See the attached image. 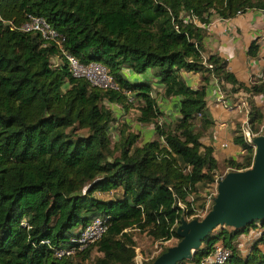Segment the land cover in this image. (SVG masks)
<instances>
[{"label": "trees", "instance_id": "1", "mask_svg": "<svg viewBox=\"0 0 264 264\" xmlns=\"http://www.w3.org/2000/svg\"><path fill=\"white\" fill-rule=\"evenodd\" d=\"M254 8L264 10V0H0V264H87L93 254V264H135V232L154 243L179 241L180 216L203 208L204 190L221 177L213 149L194 130L197 119L211 123L210 82L226 94L261 91L238 82L224 58L204 55L199 24ZM28 15L43 17L81 63L102 64L119 90L73 77L64 61H54L61 59L54 43L19 29ZM124 67L157 69L164 94L179 97V118L165 122L152 85L128 81ZM181 71L200 72V86L185 85ZM110 103L125 111L138 103L137 122L152 124L156 138L140 143L139 134L122 124L112 140ZM248 105L256 132L262 113L251 98ZM234 132L243 154L224 166L244 170L254 149L240 126ZM96 218L108 225L99 241L55 257V249L75 247L80 228ZM216 230L179 264H199L217 242L231 251L225 264H264V234L242 256L235 240L243 231Z\"/></svg>", "mask_w": 264, "mask_h": 264}, {"label": "crops", "instance_id": "2", "mask_svg": "<svg viewBox=\"0 0 264 264\" xmlns=\"http://www.w3.org/2000/svg\"><path fill=\"white\" fill-rule=\"evenodd\" d=\"M203 27L205 28L204 55L216 54L224 58L229 71L233 73L238 82L247 87L261 88V91L251 97L247 92L239 90L235 93L226 94L224 92L222 98L220 97L222 96L220 95V86L215 79H212L207 88L206 114L211 123L202 124L200 119H197L194 130L200 134L201 143L213 149V156L220 165L219 172L221 175H225L229 168L224 166V161L227 159L238 160L243 154L242 149L234 143V131L242 121L248 118L249 98L261 111L262 123L264 122V10L249 9L227 19L212 16L209 24ZM122 72L130 82L144 81L152 85L151 94L155 98L165 122L179 118V97L164 94L163 83L157 69L149 68L143 73H136L132 69L124 67ZM178 77L185 85L194 89L198 88L202 81L200 72L181 71ZM225 88L229 89L230 85L225 84ZM108 106L116 116V121L110 125V129L114 131H112L114 138H117L122 124H127L130 131L139 134L140 143L156 138L152 124H141L137 122L136 117L135 119L131 117L138 115V103H135V107L129 111H125L115 103H110ZM214 190L215 185L211 189L204 190L202 196L205 197V200ZM101 195L97 194L100 197ZM263 234L264 227L260 224H255L243 231L235 240L239 253L242 256L246 255L250 247L256 244ZM259 249L264 253V244L259 245Z\"/></svg>", "mask_w": 264, "mask_h": 264}, {"label": "water", "instance_id": "3", "mask_svg": "<svg viewBox=\"0 0 264 264\" xmlns=\"http://www.w3.org/2000/svg\"><path fill=\"white\" fill-rule=\"evenodd\" d=\"M253 161L244 170H229L216 184V195L201 219L180 216L175 246L167 248L150 264H179L192 259L207 237L219 227L245 231L259 223L264 227V134L250 143Z\"/></svg>", "mask_w": 264, "mask_h": 264}, {"label": "built area", "instance_id": "4", "mask_svg": "<svg viewBox=\"0 0 264 264\" xmlns=\"http://www.w3.org/2000/svg\"><path fill=\"white\" fill-rule=\"evenodd\" d=\"M199 25L204 26L202 23ZM19 29L24 32L39 33L45 41L54 43L59 50L61 60L67 64L68 69L73 77L83 78L87 80L91 86L103 89L119 90V86L115 82L113 76L102 64L97 62L81 63L76 56L65 50L62 45L64 40L63 37L61 38L43 17L28 15L27 20L20 25ZM208 66L211 67V65ZM126 93L128 96L131 95L130 92ZM220 95H222L220 96L222 98L223 93L221 91ZM131 99L132 98H130V100ZM198 116H200V114H198ZM240 130L243 139L246 142L251 143V139L253 137L264 134V122L259 126L256 132H253L247 118L241 122ZM223 146H225V144H223ZM223 176L224 175H221V177L218 179L221 180ZM219 180H217V182ZM216 184L213 193L211 192L206 197L203 208H192L193 215L190 218L198 219V217H201L204 213L206 214L209 211L210 206L212 205V200L216 195ZM107 229L108 225L103 219L96 218L92 220L87 226L80 228L79 236L72 241L75 247L55 249V257L58 259L62 257H69L74 255L76 252L86 249L90 245L99 241L107 232ZM45 244H48V242H45ZM230 256V249L227 248L222 242H217L213 246V251L211 254L202 259L199 264H225L229 260Z\"/></svg>", "mask_w": 264, "mask_h": 264}, {"label": "rangeland", "instance_id": "5", "mask_svg": "<svg viewBox=\"0 0 264 264\" xmlns=\"http://www.w3.org/2000/svg\"><path fill=\"white\" fill-rule=\"evenodd\" d=\"M56 62L61 61V59L59 60H54ZM133 119H135V115L131 116ZM113 130L109 129L110 132V136L111 139L114 140V134L112 132ZM222 171H224V168H222ZM220 174V172H219ZM226 174V172H225ZM113 194H107L106 195H101L102 196H106V197H113ZM115 195V193H114ZM205 215V213L201 216L198 217V219H201L203 216ZM192 218H188V220H191ZM217 231V230H215ZM134 239H135V243H136V257H135V264H144L145 262L150 261L152 258H156L159 253L162 251V249H167L169 247L175 246L178 243V240L176 239H172L169 242H166L164 244H156L154 243L148 236H146L145 234H140L135 232L134 233ZM93 258H95V254L92 255L91 260H89V262L87 264H93Z\"/></svg>", "mask_w": 264, "mask_h": 264}]
</instances>
